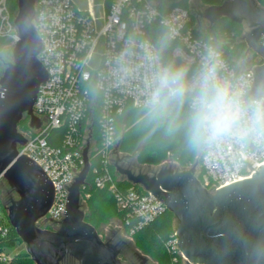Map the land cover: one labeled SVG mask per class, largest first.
<instances>
[{"label": "built area", "instance_id": "obj_1", "mask_svg": "<svg viewBox=\"0 0 264 264\" xmlns=\"http://www.w3.org/2000/svg\"><path fill=\"white\" fill-rule=\"evenodd\" d=\"M179 1L181 3H177ZM204 8L191 0H36L33 24L42 43L37 57L48 76L40 84L33 105L39 125L31 126L30 116H25L27 126L18 125L25 142L18 143L17 149L19 156L41 165L54 183L53 203L38 221L40 228L60 227L66 213L69 187L84 167L87 145L90 165L91 159L98 163L94 169L96 186L108 189L120 209H128L138 218L130 228L131 234L168 210L141 185L140 191L135 186L124 191L118 185L120 180H116L118 175H113L111 166L114 165L107 162L108 152L120 136L118 123L125 111L143 109L146 68L142 50L154 51L165 63L161 48L149 37L155 25L166 29L172 42V56L195 68L206 49L214 47L223 61L224 71L253 86V69L260 63V57L246 47L241 61L234 64L211 40L197 35V30L207 25L199 15ZM17 11L18 7L16 12L10 9L8 0H0V38L11 46L20 39L15 24ZM259 43L264 47V34ZM125 48L136 53L127 58L131 69L128 74L119 72L117 64ZM245 60L247 64H243ZM261 164H264V150L243 149L231 144L205 148L198 177L206 189L213 182L218 189L252 177V172ZM4 180L0 174V185ZM81 201L85 204L83 196ZM0 230L7 235L9 226L1 225ZM177 240L175 229L166 248L171 253H179L188 264ZM9 251V247L1 250L0 264L12 260L14 254Z\"/></svg>", "mask_w": 264, "mask_h": 264}, {"label": "water", "instance_id": "obj_2", "mask_svg": "<svg viewBox=\"0 0 264 264\" xmlns=\"http://www.w3.org/2000/svg\"><path fill=\"white\" fill-rule=\"evenodd\" d=\"M35 2L17 0L15 24L20 39L0 78V174L19 195L7 206V217L35 264H62L66 256L80 264H122L117 243L104 241L85 220L81 188L91 167L88 145L84 148V167L69 187L60 227L49 230L38 225L52 206L54 183L41 165L19 156L17 149L18 143L25 142L18 130L20 121L29 115L31 126L39 125L33 105L40 84L48 76L37 57L42 43L33 24ZM199 15L210 25L229 18L249 28L243 40L260 57L253 69L252 87L264 84V47L259 43L264 34V7L258 0H223L208 5ZM120 142L121 135L108 152L107 162L116 169L113 175H118L116 180L141 185L175 215L177 244L188 264H264V164L252 172V177L218 189L213 182L206 189L198 177L200 152L192 165H182L172 157L149 164L137 161L141 147L132 153L120 151ZM139 168L145 172L133 170ZM145 257L140 256L137 264H145Z\"/></svg>", "mask_w": 264, "mask_h": 264}, {"label": "clouds", "instance_id": "obj_3", "mask_svg": "<svg viewBox=\"0 0 264 264\" xmlns=\"http://www.w3.org/2000/svg\"><path fill=\"white\" fill-rule=\"evenodd\" d=\"M135 55L131 48L121 52L119 72L131 71L127 58ZM142 59L146 119L182 135L192 150L228 144L264 150V84L253 88L227 74L219 52L211 46L195 68L163 63L147 48Z\"/></svg>", "mask_w": 264, "mask_h": 264}, {"label": "trees", "instance_id": "obj_4", "mask_svg": "<svg viewBox=\"0 0 264 264\" xmlns=\"http://www.w3.org/2000/svg\"><path fill=\"white\" fill-rule=\"evenodd\" d=\"M204 1L208 4H219L223 2V0ZM258 2L264 7V0H258ZM177 3H181V1ZM8 4L10 9L13 12H16L17 0H8ZM243 26L244 25L242 23L235 22L229 18H223L218 20L212 26H208L206 29L197 30V35L211 40L212 43L224 53L228 60L237 64L240 58L244 55L247 47L243 40L244 35L240 38L241 41L237 45H234L233 43L231 44L230 41L238 36H241L244 28ZM149 37L161 48L162 51H165L163 54V60L165 63L188 65L180 59L172 56L170 51L172 42L168 39L166 29L162 26L155 25L151 28ZM6 42L7 40L0 38V45ZM241 45L244 46L242 50L240 49ZM189 66L194 68V66ZM143 113V109H132L128 114L120 118L118 123V133L121 135L120 150L131 152L141 147L138 155L139 160L143 163L149 164L161 162L164 157L168 156V153H172L182 163H186L189 159H193L198 155L199 150L190 149L185 143L182 135L170 131L164 124L149 121L145 117L140 118ZM23 120L19 123L20 128L23 123H25V127L27 126V118L24 117ZM126 123L127 125L132 123L131 127H126ZM125 127L127 129H125ZM91 166L92 168L87 176L86 183L81 188L82 196L83 194H89L87 200L89 202L90 209L89 213L85 215V220L96 228V223L100 221L98 210L99 206H97V201L104 199L111 201L112 199L118 210H120L124 216L127 227L130 229L135 225V223H137L138 218L134 214L130 213L128 209H120L114 195L108 189H100L96 186V173L94 172V169L98 166V163L94 159H91ZM111 169L115 172V168L113 166H111ZM141 171L139 170L137 172ZM118 185L124 191L131 186H135V188L139 191L142 190L139 185H133L125 179L118 181ZM173 219L174 214L170 210H165L153 221L138 229L133 235H137L138 243L140 245L147 248L149 251L158 252L162 264H186L183 257L179 253H171L166 248V242L171 238L173 232L175 231V228L171 230V222ZM4 224L9 226V232L7 235H3L0 230V252L5 247L12 249L17 244L22 242L16 230L10 225L7 212L5 214L0 213V226ZM175 257L177 258L176 260ZM6 264L35 263L28 253L17 252L14 254L12 260Z\"/></svg>", "mask_w": 264, "mask_h": 264}, {"label": "rangeland", "instance_id": "obj_5", "mask_svg": "<svg viewBox=\"0 0 264 264\" xmlns=\"http://www.w3.org/2000/svg\"><path fill=\"white\" fill-rule=\"evenodd\" d=\"M159 1V0H157ZM187 1V0H186ZM194 5L199 6V5H205L208 6L207 2L204 0H191ZM206 20V19H205ZM207 25L205 26L204 29H206L210 25V22L208 20ZM243 31L241 33V36H238L234 38L233 40L230 41L232 44H239L241 41L240 38L244 35L245 33V26H243ZM238 47V46H237ZM244 46H240V49L242 50ZM12 50L13 46L10 45L9 42L3 43L0 45V75L3 74V71L6 67L7 62L12 60ZM247 50V49H246ZM245 50V51H246ZM256 60V59H255ZM248 62L245 60L243 64H247ZM145 117L144 113L140 116V118ZM24 121V120H23ZM132 123L128 124L126 123V127H131ZM125 127V129H127ZM21 128H25V123L22 124ZM120 150V148H119ZM122 151V150H120ZM133 151L129 152L132 153ZM140 152V151H139ZM200 153H202V149L199 150ZM139 155V153H138ZM137 155V161L141 162L139 160V157ZM174 158L178 162H180L182 165H192L193 164V159H189L186 163H182L177 157H175L172 153L169 154L168 156L164 158ZM200 157L198 158V163L200 165ZM156 164V163H153ZM19 198V195L11 189L9 184L7 183L6 180H4L1 185H0V213L5 214L7 212V206L10 205L11 201L14 199ZM86 194H83V199H84V209H85V215L89 213V202L87 200ZM97 206H99V216H100V221L96 223L97 231L100 235V237L104 241H110L114 243H118V248H119V259L121 260L122 264H137L140 261V256H146L145 259H147L145 264H162L160 261L158 252H152L149 251L147 248L143 247L138 243V238L137 235H133L130 232V229L127 227V224L124 220V216L118 210L116 204L114 201H107V199L104 200H98L97 201ZM6 211V212H5ZM172 225H171V230L173 228L177 229V224L178 220L174 215V219L172 220ZM41 226V225H39ZM52 228V226L50 227ZM49 230H55V229H49ZM139 251H140V256H139ZM10 254H16L17 252L21 253H27L26 250V245L22 241L21 243L17 244L15 247L10 249ZM62 264H80L74 257L72 256H66V258L62 261Z\"/></svg>", "mask_w": 264, "mask_h": 264}, {"label": "flooded vegetation", "instance_id": "obj_6", "mask_svg": "<svg viewBox=\"0 0 264 264\" xmlns=\"http://www.w3.org/2000/svg\"><path fill=\"white\" fill-rule=\"evenodd\" d=\"M163 168V167H162ZM135 172H137V171H141V170H143V168H139V170H136V169H133ZM148 172H150V173H155L157 170H147ZM49 229H53V227L52 228H49ZM118 244V243H117Z\"/></svg>", "mask_w": 264, "mask_h": 264}, {"label": "crops", "instance_id": "obj_7", "mask_svg": "<svg viewBox=\"0 0 264 264\" xmlns=\"http://www.w3.org/2000/svg\"><path fill=\"white\" fill-rule=\"evenodd\" d=\"M204 6H205V5H204ZM205 7H207V6H205ZM204 9H205V8H204ZM204 9H203V10H204ZM203 10H202V11H203ZM200 17H201V16H200ZM201 18H202V17H201ZM202 19H203V18H202ZM243 25L245 26V33H247V32L249 31V30H248V27H247L245 24H243ZM245 33H244V34H245ZM240 59H241V58H240ZM240 61H241V60H239V62H240Z\"/></svg>", "mask_w": 264, "mask_h": 264}]
</instances>
